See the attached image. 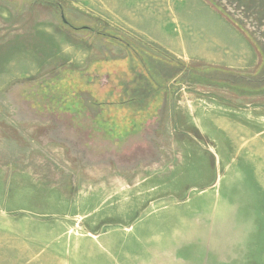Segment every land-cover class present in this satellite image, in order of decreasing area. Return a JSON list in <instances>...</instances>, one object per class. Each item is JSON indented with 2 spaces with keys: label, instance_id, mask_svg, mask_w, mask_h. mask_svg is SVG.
I'll list each match as a JSON object with an SVG mask.
<instances>
[{
  "label": "rangeland",
  "instance_id": "rangeland-1",
  "mask_svg": "<svg viewBox=\"0 0 264 264\" xmlns=\"http://www.w3.org/2000/svg\"><path fill=\"white\" fill-rule=\"evenodd\" d=\"M209 1L264 37V0ZM190 3L0 0V264H264V92L178 73L121 146L89 104L146 74L118 36L183 62L149 35L184 31ZM78 81L80 114L48 106Z\"/></svg>",
  "mask_w": 264,
  "mask_h": 264
},
{
  "label": "trees",
  "instance_id": "trees-1",
  "mask_svg": "<svg viewBox=\"0 0 264 264\" xmlns=\"http://www.w3.org/2000/svg\"><path fill=\"white\" fill-rule=\"evenodd\" d=\"M246 32L252 38L262 55V62L260 66L252 74L240 73L218 66L195 67L180 61L175 64H171L170 61H165V65H161L160 63L157 65V62L149 63L151 61L147 59H153L151 53H146L145 56L142 54L144 52L143 49H139L138 46L134 45L131 41L123 39L122 36H118L116 40H120V42L123 40V45L130 51L131 58H134L141 53V55L138 56L141 61L143 60L140 67L145 69L146 74L144 75V78L140 77L136 78V80H134V78L130 80L134 83L136 90L130 87L131 89L125 92H120L113 91V89L110 88V92L105 93L104 95L105 99H102L100 95L92 93V100H89V104L97 105L99 107L101 106L103 108V111L98 113L97 118L100 128L104 129L108 133L105 135L104 140H109L111 143L121 146V144L127 140L126 135L134 133L133 131L138 128V126L145 128L147 121L152 116L156 115L157 108L161 107L160 105H162V101L170 91L169 89H165L160 92V90L156 88H158V86L168 87V81L178 73H181V76H179V80L181 78V83L186 82L189 84L190 81L193 82V80L196 79L202 83H211L231 87L240 92L250 94L264 92V37L262 35L260 40L257 39V36H254L252 30L247 29V27ZM107 34H111L112 36L113 33L108 31ZM179 63L183 65V68L178 65ZM162 66L164 67L163 69H167V74L164 75L165 77L159 76L158 74L156 75L155 73L156 67L158 68L157 70H159ZM72 71L74 72V70ZM129 79H131V77ZM181 83L179 84V87L181 86ZM51 86L52 85L49 80L39 82L37 85V87L44 90L46 88H50ZM84 87H87V85L78 81V86H75L76 89L69 87L68 94H62L61 97L60 94L57 98H50L47 104L49 107L58 106L72 112L77 111L78 114H80V109L83 107L85 101L76 93H78V89L80 90ZM177 88V86L174 87L171 89V92H175V89ZM112 105L117 106L119 108V112H109L108 109H112ZM122 111H127V113L120 114ZM120 136L123 138L122 141L119 139Z\"/></svg>",
  "mask_w": 264,
  "mask_h": 264
},
{
  "label": "crops",
  "instance_id": "crops-1",
  "mask_svg": "<svg viewBox=\"0 0 264 264\" xmlns=\"http://www.w3.org/2000/svg\"><path fill=\"white\" fill-rule=\"evenodd\" d=\"M167 4L168 10H172V4L168 1ZM185 9L188 16L184 31L181 30L178 35L164 34L159 38L149 35L161 43V51H167L170 56L193 66H218L247 74L258 69L262 62L260 50L246 29L240 27L229 14L209 0H194ZM196 14L200 17L197 18ZM135 25L139 28L137 23ZM149 131L146 128L139 135L147 138L146 135L153 134Z\"/></svg>",
  "mask_w": 264,
  "mask_h": 264
},
{
  "label": "flooded vegetation",
  "instance_id": "flooded-vegetation-1",
  "mask_svg": "<svg viewBox=\"0 0 264 264\" xmlns=\"http://www.w3.org/2000/svg\"><path fill=\"white\" fill-rule=\"evenodd\" d=\"M64 19V18H63ZM65 21H67L68 22V20L65 18ZM76 28V27H75ZM78 28V27H77Z\"/></svg>",
  "mask_w": 264,
  "mask_h": 264
}]
</instances>
